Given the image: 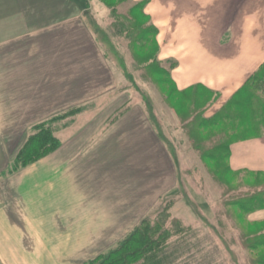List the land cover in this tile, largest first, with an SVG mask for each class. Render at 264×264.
<instances>
[{"label":"crops","instance_id":"obj_1","mask_svg":"<svg viewBox=\"0 0 264 264\" xmlns=\"http://www.w3.org/2000/svg\"><path fill=\"white\" fill-rule=\"evenodd\" d=\"M141 2L158 30L160 58L176 62L171 75L178 90L201 86L216 94L207 117L264 63V0L129 4ZM86 7L89 1L0 0V264H82L146 214L137 172L124 169L145 167L134 163L135 152L158 141L162 153L164 138L145 111L108 123L122 100L115 92L124 70L101 48ZM82 106L58 131L55 153L4 175L35 123ZM136 114L138 128L131 124ZM230 152L233 170L264 171V136L235 141ZM251 216L264 219V210Z\"/></svg>","mask_w":264,"mask_h":264},{"label":"rangeland","instance_id":"obj_2","mask_svg":"<svg viewBox=\"0 0 264 264\" xmlns=\"http://www.w3.org/2000/svg\"><path fill=\"white\" fill-rule=\"evenodd\" d=\"M77 1H80L83 6L89 1V7H86L83 14L89 22L91 21V28L94 30L101 48L106 50L118 68L124 70L122 86L116 88L115 92V96L118 97L116 100H122L120 103L115 104V113L108 120V123L117 122L128 112L138 114L145 111L149 119V126L155 129L157 125L164 138L165 144L163 146L166 148L162 153L158 151V141L155 140L156 144L147 142L145 152H135L134 163L136 162L138 166L144 165L145 167L124 169V171L131 172L136 170L138 176L134 180L137 182L136 186L139 187L140 191L145 190L147 193L145 201L146 214L139 218L131 231L143 219L154 222L159 218L160 213L167 209L171 214V218L179 221L178 227L174 229V231L177 229L179 234L172 236L166 242L169 244L166 245V253L170 256L169 261L172 262L171 264L173 262L175 264H264V239L250 238L246 244L243 235L245 233L252 234L258 229H264V222L254 224L264 219L253 221L251 216L256 211L264 210L262 208L264 205H260L262 206L261 209L259 206L250 203L248 207L254 206V208L248 210L246 214L242 210L244 195L249 193L245 189L246 186L264 181V174H255L247 170L234 174L235 172L230 169V174H224L225 156H220L218 159H212L205 154L200 156L186 129L187 124L182 122L180 117L177 121L172 112V107L179 106L180 116L184 118L192 115V98L196 96L200 103L205 102V90L197 87L176 98V94L172 92L166 76L151 77L150 70L138 66L135 58L141 59L146 54L151 53L154 45L150 41L151 43H141L142 45L139 48L135 47L136 45L133 43L134 35L127 36V33L117 26L118 13H128L132 8L129 4L132 0L126 2H123V0L118 2L109 1L111 5L105 4L101 0ZM134 15L139 22L140 10H134ZM146 22L151 27H155L151 23V18ZM158 58L169 72L171 60L160 58L159 53ZM256 93L262 97L264 96L262 90L256 91ZM212 96L213 93L210 92L209 98L211 97V101L213 100ZM247 97L245 92L240 93L237 96L236 107L231 109L234 114L240 110H244L246 113V116L240 121L237 131L231 133L234 135L233 141L260 134L261 137L264 136V124L259 132L253 133V135H250V133L245 134L253 131L255 124L254 113L250 110V106L244 102ZM165 100L170 103V106ZM83 109L85 110V107L82 106L62 113L58 112L37 123L48 120L49 126H45L49 127L48 129L52 130L54 136L59 139L58 131L61 128L70 126V123L75 121L73 117L75 113ZM173 111L175 110L173 109ZM137 114L135 118L131 119L132 127L135 128L139 127ZM195 120L194 118L192 121L195 122ZM79 122L84 123V121ZM35 125L15 151L11 153L4 175L9 174L8 169L16 153L23 147L26 140L31 135L37 134L34 128ZM120 127L122 128V126ZM45 129L44 127V131L41 132H45ZM225 130H229V124L217 122L207 130H201V135L203 138H208L209 135ZM148 141H153V137L149 135ZM115 158L116 161H120L122 157L116 152ZM120 163L122 162L120 161ZM122 171V168L118 172L116 170V179L122 175ZM144 171H146V180L142 174ZM119 241L109 249L116 247ZM98 255L82 264L96 258Z\"/></svg>","mask_w":264,"mask_h":264},{"label":"trees","instance_id":"obj_3","mask_svg":"<svg viewBox=\"0 0 264 264\" xmlns=\"http://www.w3.org/2000/svg\"><path fill=\"white\" fill-rule=\"evenodd\" d=\"M103 3L111 5L109 1H119V0H101ZM127 0H123L126 2ZM116 2V3H117ZM115 3V2H112ZM145 4L146 2H141L132 6L128 13H118V24L117 26L122 28L127 36L130 34L134 35V45L135 47H141L143 43H149L150 41L154 45L153 51L146 54L143 58H135V62L140 68H145L150 70V76L154 77L157 75H164L168 79V84H170L172 92L176 94V98L186 94L188 91L201 87L196 86L185 90H178L176 84L174 83L171 75L172 67L176 62H172L169 72L165 66L160 63L161 60L158 58L159 47L157 43V33L158 30L156 27H151L146 21L149 20L150 16L145 13ZM140 10V21L136 19L134 15V10ZM146 20V21H145ZM150 22V21H149ZM130 40V39H129ZM156 42H155V41ZM132 42V41H131ZM150 42V43H151ZM142 43V44H141ZM156 47V48H155ZM204 89V95H206L204 101L200 103L196 96L192 98V115L187 117H182L179 115L178 109L179 106L174 109L180 120L187 124L186 129L192 138L196 149L198 150L200 156L203 154L210 156L212 159H218L220 156H225L226 158V167L224 169V174H234L240 173L242 171H235L231 168L229 159H230V146L233 142L239 140H245L250 138L261 137V134L258 136L240 138L234 140V133L238 129L240 121L246 116L244 110L237 111L235 114L231 112L233 107L237 105V96L240 93H246L247 98L244 99L250 106V110L254 113L255 124L253 126V131L246 132L245 134L253 135L257 133L262 128L264 124V96L257 94L256 91L262 90L264 93V63L260 68L252 74L249 79L244 83V85L233 95V97L213 116L207 117L205 115L206 110L210 106L211 102L217 97L216 94L207 88L201 87ZM210 92L213 93V100L211 101ZM167 104L170 103L165 100ZM245 105V104H244ZM196 119L195 122L192 120ZM52 120V119H51ZM217 122H222L224 124H229L228 131H222L217 134H212L207 136L208 138H203L201 135V130H207L208 128L215 125ZM183 124V123H182ZM45 125L49 126V121H43L35 125V131L37 134L31 135L23 145V147L16 153L15 158L8 169V173H14L24 168L39 159L51 154L52 152L58 150L61 146L60 140L54 136L52 130L48 129ZM45 132H41L43 128ZM41 134H40V132ZM44 131V130H43ZM248 172L255 174H264V171H250ZM229 185V183H228ZM264 181H258L255 184L246 186L245 189L249 193L244 195V202L242 204L243 213H247L248 210L254 208L255 205L260 208L264 205ZM230 186V185H229ZM228 188V186H227ZM254 204V206L248 207V204ZM262 205V206H260ZM247 206V207H246ZM264 208V207H262ZM261 208V209H262ZM172 220V221H170ZM255 222L254 224L263 223ZM179 221L177 219H172L171 214L165 209L160 213L158 219L154 222L150 220L143 219L140 224H138L132 231H130L124 238H122L116 247L107 250L106 252L101 253L96 258L88 261L85 264H171L169 261L170 256L166 253V242L168 239H171L172 236L179 234L178 230L175 227H178ZM176 225V226H175ZM264 229H258L252 234L245 233L244 240L246 244L252 239L260 240L264 239ZM175 264V262H173Z\"/></svg>","mask_w":264,"mask_h":264},{"label":"bare ground","instance_id":"obj_4","mask_svg":"<svg viewBox=\"0 0 264 264\" xmlns=\"http://www.w3.org/2000/svg\"><path fill=\"white\" fill-rule=\"evenodd\" d=\"M241 89H242V88H241ZM241 89H240V90H241ZM240 90H239V91H240ZM185 91H187V90H185Z\"/></svg>","mask_w":264,"mask_h":264}]
</instances>
